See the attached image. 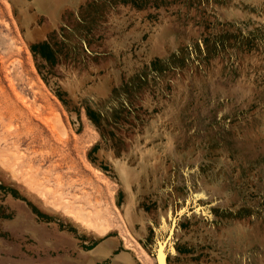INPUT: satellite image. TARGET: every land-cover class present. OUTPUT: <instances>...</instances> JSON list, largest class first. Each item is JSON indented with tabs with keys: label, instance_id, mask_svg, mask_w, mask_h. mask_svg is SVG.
<instances>
[{
	"label": "rangeland",
	"instance_id": "374dc122",
	"mask_svg": "<svg viewBox=\"0 0 264 264\" xmlns=\"http://www.w3.org/2000/svg\"><path fill=\"white\" fill-rule=\"evenodd\" d=\"M125 258L264 264V0H0V264Z\"/></svg>",
	"mask_w": 264,
	"mask_h": 264
},
{
	"label": "bare ground",
	"instance_id": "6f19581e",
	"mask_svg": "<svg viewBox=\"0 0 264 264\" xmlns=\"http://www.w3.org/2000/svg\"><path fill=\"white\" fill-rule=\"evenodd\" d=\"M103 250V247H99L98 249H97V251H102ZM90 261V260H89ZM125 262H126V264H131V260L130 259H128V258H125ZM88 264H93V261L92 262H90V263H88ZM133 264V263H132Z\"/></svg>",
	"mask_w": 264,
	"mask_h": 264
}]
</instances>
